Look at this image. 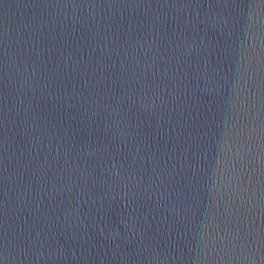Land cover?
<instances>
[{"label":"water","instance_id":"obj_1","mask_svg":"<svg viewBox=\"0 0 264 264\" xmlns=\"http://www.w3.org/2000/svg\"><path fill=\"white\" fill-rule=\"evenodd\" d=\"M0 264H264V0H0Z\"/></svg>","mask_w":264,"mask_h":264}]
</instances>
